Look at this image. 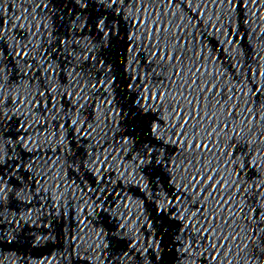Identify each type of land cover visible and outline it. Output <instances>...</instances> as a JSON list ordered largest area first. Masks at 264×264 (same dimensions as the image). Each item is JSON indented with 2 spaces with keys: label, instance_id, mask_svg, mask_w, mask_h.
<instances>
[{
  "label": "snow or ice",
  "instance_id": "6c2138e0",
  "mask_svg": "<svg viewBox=\"0 0 264 264\" xmlns=\"http://www.w3.org/2000/svg\"><path fill=\"white\" fill-rule=\"evenodd\" d=\"M15 3L23 5L19 14ZM105 3L135 29L128 87L143 93L149 110L167 113L165 168L176 190L163 199L181 222V239L188 235L182 255H206L201 264H264V0ZM41 8L44 0H0V49L9 57L0 58V211L31 209L35 200L41 211L63 212L80 225L71 237L78 251L90 239V217L124 207V220L127 193L139 188L136 173L147 172L152 153L132 156L123 137L109 139V113L117 115L105 94L109 81L92 75L95 63L87 61L95 58L78 52V41L54 38ZM98 24L103 33L104 19ZM9 148L18 159L9 160Z\"/></svg>",
  "mask_w": 264,
  "mask_h": 264
},
{
  "label": "water",
  "instance_id": "95a60500",
  "mask_svg": "<svg viewBox=\"0 0 264 264\" xmlns=\"http://www.w3.org/2000/svg\"><path fill=\"white\" fill-rule=\"evenodd\" d=\"M25 3H31V0H25ZM44 3L47 4V9L41 8L38 11L48 25V31L54 34V38L69 40L74 38L79 42L78 52L81 49H88V52L82 54L89 55L90 52L95 58L94 61L92 59L87 61L89 65L95 63L92 75L101 80L107 79L110 83V86L105 85L107 89L105 94L112 101V107L117 115L113 120L109 113L111 128L109 139L115 136L118 142L123 143L121 141L123 137L127 141L126 151L132 156L142 154L144 149L152 153L148 157L152 160V164L147 172L136 173L135 179L140 180L139 188L136 183H131V187L137 188V191L127 193L131 203L125 202L129 211L124 220L120 219V213L125 212L124 207L113 208L112 212L90 217L91 223L88 225L90 239L81 247H88V244L100 241L103 242L102 246H118L181 239V222L163 199L165 196L169 200L172 199L176 190L171 173L165 168L166 158L172 147L168 143L170 133L166 130L167 113L163 108L151 107L149 110L145 107L144 101L140 100L143 93L138 92L136 88L128 87L131 83L128 71L131 59L128 51L129 36L135 29L126 21L124 15L117 14L119 9L112 11L106 3L102 8L100 5L103 0H87V7L82 0H44ZM3 7L8 8V4L5 3ZM21 7L23 5L20 3L13 4L17 14ZM11 14L8 13L10 16ZM100 19L105 21L103 33L99 30ZM0 58L4 60L9 58L2 49H0ZM105 88H102L101 92H105ZM103 107L106 109L108 106L103 105ZM157 125H159L158 131L155 130ZM7 131L9 129L5 128L4 132ZM4 151L3 146L0 145V162L3 160ZM16 152L18 153L19 149ZM7 157L9 160L19 158L18 155L13 154L11 148L7 150ZM127 163L131 166V160ZM8 175L12 176V173ZM20 177L21 173L16 172L12 178ZM129 180H131V171ZM23 183L27 184V181ZM124 184L127 192L129 184L127 181ZM21 199L23 200L24 197ZM27 199L32 198L27 197ZM41 204L32 200L31 209H25L23 203H20L0 211V244L74 247L71 237L77 233L80 225L74 219L65 216L63 212L59 214L49 212L46 207L41 211ZM161 208L163 211L160 210ZM99 211L97 209L98 213ZM113 213L115 219L112 218ZM105 215L108 216L107 220ZM125 221L130 222L121 229L119 224ZM101 231L103 235L100 236V241H97L96 233ZM183 238H188V235L183 233Z\"/></svg>",
  "mask_w": 264,
  "mask_h": 264
}]
</instances>
